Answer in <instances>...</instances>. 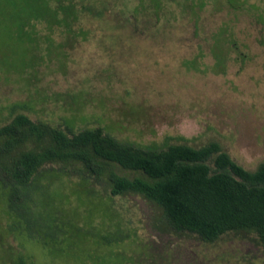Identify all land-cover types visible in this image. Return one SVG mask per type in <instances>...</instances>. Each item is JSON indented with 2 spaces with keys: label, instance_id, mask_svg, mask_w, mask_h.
Wrapping results in <instances>:
<instances>
[{
  "label": "rangeland",
  "instance_id": "374dc122",
  "mask_svg": "<svg viewBox=\"0 0 264 264\" xmlns=\"http://www.w3.org/2000/svg\"><path fill=\"white\" fill-rule=\"evenodd\" d=\"M101 1L104 14L82 23L88 36L72 41L58 32L28 52L0 18V124L23 112L61 127L65 121L75 129L101 126L142 145L215 141L255 169L264 160V25L251 6L262 8L264 0H238L234 8L227 0H204L200 8L195 1V13L185 0H159L158 8V0ZM220 30L236 46L222 43L217 59L213 36ZM75 183L61 185L63 214L83 227L84 240L62 254L24 243L39 264H264L253 233L228 232L211 242L176 234L161 209L141 196H112L90 182L113 213L105 215L93 211L95 193L79 198ZM1 208L0 232L17 246ZM107 235L123 238L107 243Z\"/></svg>",
  "mask_w": 264,
  "mask_h": 264
},
{
  "label": "trees",
  "instance_id": "16d2710c",
  "mask_svg": "<svg viewBox=\"0 0 264 264\" xmlns=\"http://www.w3.org/2000/svg\"><path fill=\"white\" fill-rule=\"evenodd\" d=\"M195 1L200 8L204 0H185L183 7L195 13ZM237 1L227 0L233 8L242 3ZM153 3L159 7V0ZM105 4L101 0H0V18L10 21L5 25L8 36L27 45L28 52L37 40L49 42L58 32L72 41L88 36L82 23L93 14L103 15ZM251 7L264 25V4ZM224 42L236 46L227 31L216 32L212 51L217 59ZM166 140L142 145L120 139L101 126L75 129L71 121L61 127L23 112L12 115L0 124V204L8 220L6 229L19 244L6 243L0 232V264H39L25 251L24 243L62 254L84 240L83 227L72 215L63 214L61 185L74 179L81 187L79 198L95 193L93 211L113 216L109 204L97 200L90 186L96 181L112 196L136 194L159 207L165 224L176 234H196L211 242L228 232L253 233L264 248V160L250 170L215 141L194 147ZM114 226L117 231L118 225ZM103 238L111 243L123 237Z\"/></svg>",
  "mask_w": 264,
  "mask_h": 264
}]
</instances>
